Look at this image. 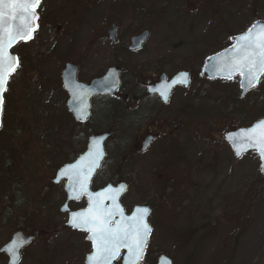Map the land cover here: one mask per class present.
<instances>
[{"label":"rangeland","instance_id":"374dc122","mask_svg":"<svg viewBox=\"0 0 264 264\" xmlns=\"http://www.w3.org/2000/svg\"><path fill=\"white\" fill-rule=\"evenodd\" d=\"M36 12L38 28L14 51L21 64L7 88L22 125L9 168L0 156V171L9 172L7 180L0 178V248L20 231L34 240L19 264H84L91 247L86 235L66 228L68 216L59 211L65 183L52 181L59 168L84 152L88 136L111 133L91 187L125 182L124 211L151 208L141 264H156L160 256L172 264H264L259 159L254 152L235 159L225 142L230 131L264 118V76L244 98L238 78H200L209 56L264 22V0H41ZM111 25L116 42L106 35ZM143 31L145 44L129 52V39ZM68 63L85 83L119 65L121 93L130 92L151 65L168 76L188 72L191 81L175 91L163 115L171 123L150 128L160 135L145 154L136 155V133L146 128L150 114L105 100L100 110L94 103L89 123L73 124L60 81ZM84 207V200L70 204L71 211ZM0 264H6L1 255Z\"/></svg>","mask_w":264,"mask_h":264},{"label":"snow or ice","instance_id":"6c2138e0","mask_svg":"<svg viewBox=\"0 0 264 264\" xmlns=\"http://www.w3.org/2000/svg\"><path fill=\"white\" fill-rule=\"evenodd\" d=\"M40 4L41 0H0V111L3 110V93L6 91L7 78L19 66L18 58L9 54L7 49L16 42H27L32 38L38 27L35 24L38 20L36 9ZM222 67L227 72L226 78L231 79L235 74L241 77L242 88L256 86L259 78L264 76V24H253L245 34L236 39ZM176 83L177 81L173 80L172 84H165L153 91H157L161 98L167 101L171 87ZM257 129L262 131L257 134ZM230 140L237 157L242 154L241 147L245 152L249 148L253 149L260 158L261 171H264V121ZM94 167L95 159L87 172L79 169L77 165L64 170L66 173L70 172L76 178L74 183L79 185L78 190L70 189L69 199H78L81 194L89 196V207L85 211L72 213L68 221L74 229L89 233L92 251L87 257V264H112L121 249L127 250L124 264H139L151 233V227L146 220L150 210L137 208L132 216L125 217L123 210L116 203L118 195L126 190L123 185L115 190L117 195L106 197L113 201V207L105 208L100 201H93L92 194L87 191V182ZM72 192H75V195H72ZM95 196H105V193H96ZM117 215L120 220L114 219ZM5 251L10 254V264H17L19 250L15 247V242ZM161 259L162 264H170L166 258Z\"/></svg>","mask_w":264,"mask_h":264},{"label":"water","instance_id":"95a60500","mask_svg":"<svg viewBox=\"0 0 264 264\" xmlns=\"http://www.w3.org/2000/svg\"><path fill=\"white\" fill-rule=\"evenodd\" d=\"M36 24V22H35ZM255 24H264V22H259V23H255ZM37 25V24H36ZM37 29V27H36ZM246 33V32H245ZM244 33V34H245ZM106 35L114 42L115 41V26L111 25L109 31H107ZM242 35V34H241ZM235 36L233 38H231L230 43L231 46L226 48L225 50L212 55L210 57H208L205 62L204 65L202 67L201 73H200V78L201 79H206L208 81H214V80H220V81H231L233 80L235 77H239V90L241 92L240 97L243 98L246 93L250 90H252L254 87H245L242 88L241 87V77L238 74H235L232 76L231 79L226 78L227 76V72L225 69H223L222 65L224 63V59L228 56L229 52L232 51V46L235 43L236 39L239 37ZM148 37V32L144 31L143 33L132 37L129 39L128 42V50L130 52H136L138 51L142 45L146 42ZM24 42L23 40L16 42L13 44V46L10 49H7V52L15 57H17L14 53L13 50L21 43ZM18 58V57H17ZM19 61V58H18ZM18 67L15 68V70ZM15 71L11 72L10 76L14 73ZM76 74H77V68L76 66L72 65V64H66L64 67V70L61 73V80H62V84H63V88L66 91V93H68L69 95V99L67 102V108L68 111L72 114V116L74 117V120L76 122H85L87 121L88 117H89V102L90 99L94 96H115L119 85H120V77H119V70L117 68H110L109 70H107V72L100 78L94 79L90 82L89 85H84L82 83H78L76 81ZM185 73L182 74H178L176 75L170 83H162L161 87L165 84H172L173 80H176L177 83L172 85V88H174L175 86L178 85H182L184 87L188 86V75L186 74L183 75ZM9 76V77H10ZM9 77L7 78V85H8V80ZM261 78V77H260ZM259 78V79H260ZM6 85V88H7ZM257 85V84H256ZM4 94L3 93V98H4ZM168 98V97H167ZM164 100V99H163ZM165 101V100H164ZM166 102V101H165ZM4 105V104H3ZM2 111H0V128L2 125ZM260 121H264V119H261L257 122H255L253 125H251L250 127L246 128V129H239V130H235V131H231L228 134H226L225 136V141L226 143L230 146L233 154H234V158L235 159H240L243 155L247 154L250 151L255 152L253 149L249 148L246 152L243 151V147H241V156L237 157L236 153L233 150V143L231 142L230 138H235L237 137L239 134L243 133L245 130L251 129L252 127L256 126L258 124V122ZM262 131V129H257V134H259V132ZM109 135L108 134H102V135H98V136H94L88 139L87 142V146H86V150L85 152L80 155L73 163L71 164H67L65 166H63L61 169H59L55 175V178L53 179V184L57 185L59 184L61 181H66V185H65V192L67 194V199L66 202L64 203V205L60 208V213L62 214H66L69 213V219L72 213H76V212H70L69 208H68V204L70 202H76L80 199L81 196H86L88 198L87 201V207L84 210L81 211H77V212H82L85 211L88 207H89V196L87 194H81L79 196L78 199H69V195H70V189H79V185L75 184V177L71 175L70 172H65V169H69L70 166L72 165H77L79 169H83L85 172H87L88 168L90 165H92L93 160L95 159V167L92 168V172H91V176L87 182V191L88 193L92 194V200L93 201H100L101 205L105 208H111L113 207V201L109 198V196L112 195H117V192L115 191L116 189H119L121 185L125 186V189L127 190V185L125 183H119L116 186L113 185H107L104 188H102L101 190H98L97 192H91L90 191V184L95 176V174L97 173V171L100 169L102 162L105 159V152H104V143L105 141L108 139ZM241 139H244V137H241ZM151 139L147 138L144 144V149L149 145ZM256 153V152H255ZM258 159H259V168H260V172L261 174L264 176V171H261V161L260 158L258 156V154L256 153ZM75 171V170H74ZM107 189H112L113 191L111 192H107ZM126 190H123L119 195H118V199L116 201V203L119 205V207L122 209L121 205H120V199L121 197L126 193ZM100 192H104L105 196H100L97 197L95 196L96 193H100ZM72 195H75V192L71 193ZM65 207L67 208V210H64ZM137 208H148L150 210L149 214L146 217L147 223H148V218L151 215V208L148 206H135L132 209V212L129 216L125 215L124 211L123 214L125 217H130L132 216ZM123 210V209H122ZM115 220H120V216L117 215L116 217H114ZM67 228H71L74 231H80L83 233H86L89 236V233H87L86 231H81V230H77L74 229L73 227L70 226L69 222L66 224ZM34 240V236H27L24 235L21 232H16L12 235L10 241L4 245L1 249H0V254H4L6 255L8 262L7 264H10V254L9 252L5 251V249L9 246H11L13 244V242H15V247L19 250V256L18 258H16L17 260V264L20 261V251L25 248L26 246H28L32 241ZM87 241L91 244V241L87 238ZM148 241V240H147ZM92 251V250H91ZM121 252L124 253L122 260H121V264H124V258L126 256L127 250L126 249H121L120 253L118 255V257L116 259H114L112 261V264H114ZM91 253V252H90ZM89 255L86 256L85 258V264H87V257ZM161 258H166V261H170L171 260L166 257V256H160L157 259V263L156 264H162V259ZM140 263V262H139Z\"/></svg>","mask_w":264,"mask_h":264},{"label":"flooded vegetation","instance_id":"af4514ba","mask_svg":"<svg viewBox=\"0 0 264 264\" xmlns=\"http://www.w3.org/2000/svg\"><path fill=\"white\" fill-rule=\"evenodd\" d=\"M114 67L118 68V70L120 71V78H121V84L119 86V89L117 90V93L115 94V96H112V97H108V96H94V97H92L90 99V102H89V113L90 114H89L87 121H85L86 122L85 124L89 123L91 120L92 111L94 109V103L99 102L98 103V109L100 110L101 109L100 108V102L102 103L105 100H113L115 102H118L122 106L129 107V105H130L132 107L133 113L137 112L139 115L143 114L144 116H146L147 114H150V116L145 117L146 121H147V125L145 126L146 128H144L143 130L139 129L137 131V133H136L137 134V140L135 139L136 142L134 143V145L132 147L134 152L136 153V155H143L148 151V149L150 148V146L153 143V141L155 140V138L160 135V134H157L155 132H150V128L151 129H153V128L159 129L160 124L168 125L171 123V119H169L168 117H165L163 115H165L169 111V106L173 101V95H174L175 91L177 89H186L189 87L190 81H191V76L188 72H178L172 76H168L165 73H163V71L160 70L157 65H151L147 71L146 77H144V78L141 77V78H138L134 81L135 83H134V85L131 86L130 92L127 91V92L121 93L122 75H123L122 73L123 72H122L121 67H119V65H115ZM182 73H185L188 75V86L184 87L182 85H178V86H175L174 88H172V90L170 91V93L168 95L166 102L161 98L160 94L157 91H153L154 89L160 88L162 83H165V82L170 83L171 80L176 75L182 74ZM77 75H78V68H77V74H76L77 81L79 83L84 84V85L90 84L91 81H89L88 83L79 81L77 78ZM60 81H61V88L67 96V100L65 103V110H66L65 114L68 116V120H70L74 124L75 123L74 117L68 111V108H67V102L69 99V95H68V93H66V91L63 88L61 75H60ZM164 121H165V123H162ZM134 123L139 128L140 119H136ZM85 124H79V125L83 126ZM147 138H150L151 141H150L149 145L144 149V144H145V141ZM100 189H93L90 186L91 192H97ZM66 199H67V196H66ZM66 199H65L64 203L66 202ZM80 200H84L85 207L83 209H85L87 207L88 198L86 196H81L77 202H79ZM70 204H73V203H70ZM70 204L68 205V207H69V210L71 211ZM83 209H80V210H83ZM131 210L129 212H127V211H124V212L128 216V215H130ZM77 211H79V210H77ZM71 212H75V211H71ZM62 215H67L68 219H69V214H62ZM71 231L75 232L73 230H71ZM84 235H86V234H84ZM90 251H91V249H90ZM123 255H124V253L121 252V254H120L118 260L115 262V264L121 263ZM145 255H146V253L143 256V259H144ZM1 256L5 257L6 262H7L6 256L5 255H1ZM142 261L143 260H141L139 264H141ZM156 263H157V261H156ZM84 264H85V261H84Z\"/></svg>","mask_w":264,"mask_h":264},{"label":"trees","instance_id":"16d2710c","mask_svg":"<svg viewBox=\"0 0 264 264\" xmlns=\"http://www.w3.org/2000/svg\"><path fill=\"white\" fill-rule=\"evenodd\" d=\"M113 106H114V113L115 112L117 113L118 107L114 104ZM15 113L16 111L14 109H11L10 107V99L8 98V92H6L5 104H4L3 115H2V128L0 129V135H1L0 156L6 157L5 163L8 164L7 165L8 168H9V165H11L12 162L14 161L13 151L17 149L15 142L18 140L17 135L19 134V132H21L20 126L22 125L17 120V116ZM8 168L7 167L4 168L3 171L5 173L3 171H0L1 179L7 180V178L9 177ZM8 183L9 182H7L6 188H8Z\"/></svg>","mask_w":264,"mask_h":264}]
</instances>
